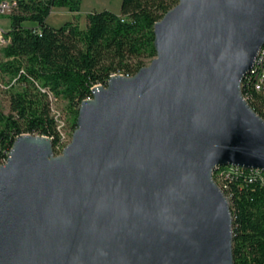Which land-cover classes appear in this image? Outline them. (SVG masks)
Instances as JSON below:
<instances>
[{
  "label": "water",
  "instance_id": "95a60500",
  "mask_svg": "<svg viewBox=\"0 0 264 264\" xmlns=\"http://www.w3.org/2000/svg\"><path fill=\"white\" fill-rule=\"evenodd\" d=\"M157 57L113 75L56 156L19 136L0 165V264H235L215 172L264 174V118L242 83L264 47V0H179Z\"/></svg>",
  "mask_w": 264,
  "mask_h": 264
},
{
  "label": "trees",
  "instance_id": "16d2710c",
  "mask_svg": "<svg viewBox=\"0 0 264 264\" xmlns=\"http://www.w3.org/2000/svg\"><path fill=\"white\" fill-rule=\"evenodd\" d=\"M16 5L8 14V44L0 46V86L9 113L0 109V165L21 135L46 136L60 150V134L48 92L71 110L73 130L81 104L92 89L113 75L135 76L157 57L154 27L179 0H122L120 13L93 11L86 28L78 18L60 27L48 23L55 8L81 13L84 0H0ZM32 24V25H31ZM46 90L47 92H43ZM243 96L264 118V93L254 81ZM215 180L228 197L234 217L235 264H264V174L237 166L220 168Z\"/></svg>",
  "mask_w": 264,
  "mask_h": 264
},
{
  "label": "rangeland",
  "instance_id": "374dc122",
  "mask_svg": "<svg viewBox=\"0 0 264 264\" xmlns=\"http://www.w3.org/2000/svg\"><path fill=\"white\" fill-rule=\"evenodd\" d=\"M121 5H122V0H84L81 9L82 16L80 15V17H82V20H80L81 18L80 19L78 18V22L80 26H82L81 28L84 29L87 26L85 25L86 24L85 19L90 12L109 10L115 13H120ZM57 11L54 10V14L53 16L51 15L52 17L49 20V22H51L53 26L60 27L64 25L66 22L72 20V17L69 14L58 15L56 14ZM57 19H59V21ZM7 20H9L8 15L0 14V28L4 31H8L11 28L10 26L2 25V23L6 22ZM0 59H1V55H0ZM152 61L153 59H147L146 60L147 66L150 65ZM56 107L59 111H61L64 114L65 120L67 121V128L65 131L66 132L65 143L69 145L72 141L74 134V130L72 127L73 124H72L71 110L68 108L67 102L64 101L63 99H60V101L56 103ZM0 109L4 111V113L6 114L9 113L8 98L6 93L4 92L3 86H0Z\"/></svg>",
  "mask_w": 264,
  "mask_h": 264
},
{
  "label": "built area",
  "instance_id": "2783aa9c",
  "mask_svg": "<svg viewBox=\"0 0 264 264\" xmlns=\"http://www.w3.org/2000/svg\"><path fill=\"white\" fill-rule=\"evenodd\" d=\"M16 5L14 2L6 1V2H1L0 3V14H10L12 11V8ZM8 44V40L5 39L4 37V30L0 28V46H5ZM246 79H249L250 81H254V88L257 92H262L264 93V47L260 51V54L256 60L254 68L250 71V73L245 77L244 81ZM243 81V83H244ZM243 83H242V89H243ZM43 92H47L46 90H43ZM50 101L52 102V115L56 120L57 123V129L60 134V152L64 151V149L68 146L65 142L66 139V128H67V121L65 120L64 114L59 111L56 107V103L58 102L57 99L54 97L53 94L48 92ZM245 98V97H244ZM246 99V98H245ZM247 100V99H246ZM60 154V155H61ZM7 162V161H6ZM5 162V163H6ZM4 163V164H5ZM218 169L215 172L216 173L219 171ZM254 170V169H252ZM257 172H261L259 170H255Z\"/></svg>",
  "mask_w": 264,
  "mask_h": 264
},
{
  "label": "crops",
  "instance_id": "0c3cea01",
  "mask_svg": "<svg viewBox=\"0 0 264 264\" xmlns=\"http://www.w3.org/2000/svg\"><path fill=\"white\" fill-rule=\"evenodd\" d=\"M54 10H58L57 12H56V14H58V15H67V14H69L71 17H72V20L71 21H74L73 19H76V18H81L80 20H82V17H80V15H81V13H73V12H71V11H69L68 9H66V8H55ZM54 10L52 11V13H51V15L53 16V14H54ZM52 16H50L49 18H48V23L50 24V25H52L53 26V24H51V22H49V20H50V18L52 17ZM82 16V15H81ZM58 21H59V19H57ZM69 22V21H68ZM85 22H86V24L85 25H87V20L85 19ZM2 25L3 26H10L11 27V23H10V21L9 20H7L6 22H4V23H2ZM32 25V24H31ZM55 27V26H54ZM82 27V26H81ZM86 28V27H85Z\"/></svg>",
  "mask_w": 264,
  "mask_h": 264
}]
</instances>
